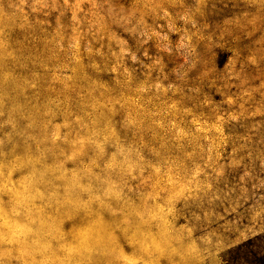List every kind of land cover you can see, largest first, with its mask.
Segmentation results:
<instances>
[{
  "label": "rangeland",
  "instance_id": "rangeland-1",
  "mask_svg": "<svg viewBox=\"0 0 264 264\" xmlns=\"http://www.w3.org/2000/svg\"><path fill=\"white\" fill-rule=\"evenodd\" d=\"M257 250L264 0H0V264Z\"/></svg>",
  "mask_w": 264,
  "mask_h": 264
},
{
  "label": "trees",
  "instance_id": "trees-1",
  "mask_svg": "<svg viewBox=\"0 0 264 264\" xmlns=\"http://www.w3.org/2000/svg\"><path fill=\"white\" fill-rule=\"evenodd\" d=\"M252 255L255 256V259H254V257L252 258V256H251V258H252L251 260L248 258L247 255L243 256L242 257L243 263L248 264L251 261H255L256 264H264V252L263 251L257 250L255 252H253Z\"/></svg>",
  "mask_w": 264,
  "mask_h": 264
}]
</instances>
